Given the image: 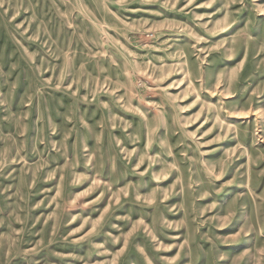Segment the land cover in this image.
Listing matches in <instances>:
<instances>
[{"label": "rangeland", "instance_id": "rangeland-1", "mask_svg": "<svg viewBox=\"0 0 264 264\" xmlns=\"http://www.w3.org/2000/svg\"><path fill=\"white\" fill-rule=\"evenodd\" d=\"M0 264H264V0H0Z\"/></svg>", "mask_w": 264, "mask_h": 264}]
</instances>
